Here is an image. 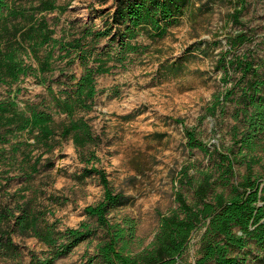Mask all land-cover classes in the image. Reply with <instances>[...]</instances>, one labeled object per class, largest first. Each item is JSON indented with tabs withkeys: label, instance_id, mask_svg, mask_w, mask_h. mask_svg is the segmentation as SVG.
Listing matches in <instances>:
<instances>
[{
	"label": "rangeland",
	"instance_id": "1",
	"mask_svg": "<svg viewBox=\"0 0 264 264\" xmlns=\"http://www.w3.org/2000/svg\"><path fill=\"white\" fill-rule=\"evenodd\" d=\"M38 3L39 0H17V6L30 12ZM204 3L210 4V10L201 12ZM57 4L59 9L38 16H46L54 36L65 41L81 38L85 26L102 29L114 10V0H57ZM105 44L103 41L99 46ZM48 49L42 50L41 56ZM151 49L149 54L134 56L126 68L99 75L93 110L80 113L101 140L98 147H91L101 158L97 166L106 172L113 189L133 198L110 215L113 220L124 216L136 220V237L129 249L132 254L149 248L161 215L178 207L176 193L182 191L193 202L191 180L213 168L214 163L203 151L187 146V130L194 131L211 150L217 147L224 152L229 148L238 151L235 136L244 130L242 116L237 119L242 73L232 62L251 61L264 77V0H194L182 23ZM75 50L67 58L58 57L57 52L53 70L44 73L55 93L75 83L72 76L80 78L83 73L79 59L69 61L75 57ZM161 65L163 70L158 71ZM35 76L24 77L12 87L1 86L0 98L15 97L20 108L37 106L52 112L60 121L64 116L55 108L47 86ZM10 138L7 148L29 137L24 134ZM33 141L29 138L31 145L25 147L28 157L18 153L17 160L0 162V205L14 206L15 200L32 198L36 205L48 209L49 220L56 221L62 229L77 227L83 221L96 226L84 209L104 196L99 176L84 180L79 177L85 163L72 140L61 141L46 154ZM254 155L257 163L253 171L264 180V143ZM33 165H37L36 170ZM235 167L238 176L246 172L245 165ZM204 231L200 228L194 232L179 264H195ZM103 236L99 229L95 237L55 264H90ZM13 239L23 257L16 262L0 259V264H29L30 253L42 258L48 251L35 237L13 234Z\"/></svg>",
	"mask_w": 264,
	"mask_h": 264
},
{
	"label": "trees",
	"instance_id": "2",
	"mask_svg": "<svg viewBox=\"0 0 264 264\" xmlns=\"http://www.w3.org/2000/svg\"><path fill=\"white\" fill-rule=\"evenodd\" d=\"M193 2L114 0V10L104 20L102 29L85 26L81 38L65 41L54 36L46 16H38L59 9L57 0H39L33 12L17 6V0H0V87H12L22 78L36 75L47 86L58 113L64 116L57 121L48 110L37 106L22 109L15 97L0 98V162L17 160L18 153L28 157L25 147L31 145L29 138L45 154L53 152L61 141L72 140L85 163L79 177L84 180L97 174L105 188L103 198L84 209L96 226L83 221L77 227L62 229L56 221L49 220L48 209L36 205L32 198L15 200L14 206L0 205V259L16 262L23 257L13 239V234H18L35 237L48 248L42 258L30 253L29 264H55L101 229L104 236L90 264H179L194 232L205 228L195 264H264V180L253 171L257 163L254 153L264 143V77L253 62H232L242 73L237 119L242 116L244 130L235 136L238 151L229 148L224 152L217 147L211 150L194 131L187 130V146L203 151L214 163L213 168L201 171L199 178L191 180L193 202L182 191L176 193L178 207L161 215L154 241L137 254L129 252L136 237V220L129 216L121 220L110 217L133 198L113 189L106 172L97 166L101 158L91 147H98L101 140L85 115L80 114L93 110L99 75L126 68L134 56L151 53L155 42L169 36L182 23ZM209 5L202 4L200 11H209ZM146 40L151 43L146 44ZM84 41L88 48L83 47ZM103 41L106 44L99 46ZM45 48L49 49L41 56ZM73 50L76 55L69 61L79 59L83 73L80 78L72 76L76 82L55 93L44 73L53 70L57 52L58 57L67 58ZM162 70L163 65L158 71ZM24 134L29 138L6 147L10 137ZM236 164L246 166L241 176L237 175ZM37 165H33L35 170ZM48 165L53 163L49 161Z\"/></svg>",
	"mask_w": 264,
	"mask_h": 264
}]
</instances>
